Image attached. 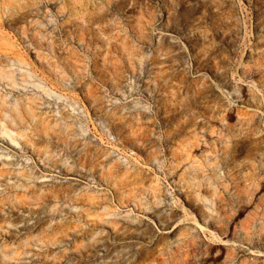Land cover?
I'll return each instance as SVG.
<instances>
[{"label":"rangeland","instance_id":"rangeland-1","mask_svg":"<svg viewBox=\"0 0 264 264\" xmlns=\"http://www.w3.org/2000/svg\"><path fill=\"white\" fill-rule=\"evenodd\" d=\"M0 264H264V0H0Z\"/></svg>","mask_w":264,"mask_h":264},{"label":"bare ground","instance_id":"bare-ground-1","mask_svg":"<svg viewBox=\"0 0 264 264\" xmlns=\"http://www.w3.org/2000/svg\"><path fill=\"white\" fill-rule=\"evenodd\" d=\"M248 254H253V252L251 250H247Z\"/></svg>","mask_w":264,"mask_h":264}]
</instances>
